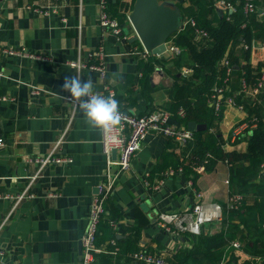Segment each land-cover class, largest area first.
I'll use <instances>...</instances> for the list:
<instances>
[{
	"label": "crops",
	"instance_id": "1",
	"mask_svg": "<svg viewBox=\"0 0 264 264\" xmlns=\"http://www.w3.org/2000/svg\"><path fill=\"white\" fill-rule=\"evenodd\" d=\"M124 1L129 19L136 0ZM63 2L0 0V196L25 190L34 194L16 207L14 200L0 198V264H82L81 237L88 225L92 199L107 171V158L102 131L87 125L79 107L73 112L72 105L62 98L70 94L62 88L65 77L78 74L82 81L90 78L95 92L113 90L120 109L136 115L158 110L170 112L176 88L182 83L167 62L169 52L149 53L165 58L163 64L156 57L144 55L146 51L140 40L131 41L136 32L130 20L121 24L122 35H116L100 23V0ZM158 2L178 8L186 0ZM55 5L62 6L61 13L50 10L45 13ZM178 18L182 23V12ZM100 46L106 52L105 78L97 71L78 69L70 64L76 60L97 62L88 58V52ZM4 47H27L47 59L4 55L1 51ZM142 60L150 65L141 66ZM249 60L254 66L264 64L263 41L254 42ZM30 85L47 92L32 95ZM2 97L13 99L3 101ZM246 117L245 110L226 105L219 122L226 151L248 150L247 140L241 137L245 134L234 137L232 131L234 125ZM60 138H63L62 154L72 157L73 162L46 167L28 187L38 167L26 163L25 158L49 153ZM183 147L163 135L151 133L145 138L131 160L130 169L123 171L116 181L109 198L113 201L111 209L109 199L106 202L105 216L119 217L112 218L118 224L116 228L111 225L114 232L122 238L127 236V228L138 226L140 245L166 259L180 249H198L203 253L202 262L206 263V259L213 257L210 253L219 256L221 252L216 250L225 249L236 240L243 247L237 251L240 262L256 260L251 254L264 251V231L254 242L253 237L252 240L250 236L240 237L247 232L239 224L238 238L230 243L218 244L211 240L198 244L199 239L187 233L170 234L156 223L160 212L183 211L194 205L198 200L196 193L202 194L201 201L219 203L223 208L232 193L231 163L220 160L213 169L190 176L177 166ZM49 193L56 195L48 196ZM239 222L234 220L235 224ZM224 227L223 219L208 222L202 226L201 236L217 234ZM230 228L231 225L227 227ZM109 251L94 256L93 264H106L111 254L117 257L118 252ZM138 262L132 257L125 264ZM112 264L117 263L114 260ZM120 264H124L123 261Z\"/></svg>",
	"mask_w": 264,
	"mask_h": 264
},
{
	"label": "trees",
	"instance_id": "2",
	"mask_svg": "<svg viewBox=\"0 0 264 264\" xmlns=\"http://www.w3.org/2000/svg\"><path fill=\"white\" fill-rule=\"evenodd\" d=\"M224 1L232 5L233 11L222 9L223 15L220 14V8L216 6L215 0H186L179 4L185 26L168 39L181 48V54L170 56L167 62L172 65L175 74H178L182 82L176 88L170 112L184 126H188L190 121L207 125L205 130L194 131L193 139L183 145L181 162L177 166L180 165L184 173L195 176L198 174L195 168L200 165L205 164V169L211 170L218 161H228L233 167L230 179L232 193L244 196L239 209L224 214L225 227L211 236L200 234L197 238L199 239L198 244L209 243L211 240L218 244L230 243L232 239L238 238L237 233L241 230L239 224H242L247 232L246 235L242 234L240 237L249 238L250 236L251 240L253 237L254 242L264 231V87L256 100L241 92L243 79L250 85H254L264 70L263 63L254 66L249 60L254 42H264V0H256V8L252 11L246 10L245 0ZM125 5L124 0H110L108 7L109 14L117 18L122 25L129 23ZM191 19L196 22L195 26L192 25ZM197 28L205 31L206 35L198 38ZM150 57H156L158 62L166 63L165 58ZM224 58L230 61L232 67L229 74L227 66L222 63ZM149 59L148 61L151 60ZM140 65L149 66L150 64L142 60ZM184 67L191 69V73L185 75ZM222 85L226 86L224 97L234 96L239 105H244L247 112L246 119L256 116L259 120L254 130L241 136L248 142L246 152L226 151L223 148L219 122L224 116L226 101L221 100L220 108L217 110L212 98L215 86ZM180 109L185 111L183 117L176 115ZM112 205L113 201L109 199L108 208L111 209ZM113 216H105L101 220L97 245L112 252L115 246L110 241L115 238L119 247L118 255L116 258L112 254L108 255L106 264H112L114 260L117 264L121 261L125 264L131 261L132 253L141 248V229L138 226L127 228V236L119 238L110 224L119 217L115 214ZM235 219L240 222L235 224ZM229 225L231 228L227 229ZM197 251L198 249H180L166 260L170 264H218L225 255V264H264V251L250 253L256 256V260L240 262V257L237 255L239 250L228 245L225 249L221 247L216 250V252H221L219 256L210 253L213 257L206 259V263L202 262L203 253ZM138 263L144 264L140 261Z\"/></svg>",
	"mask_w": 264,
	"mask_h": 264
},
{
	"label": "built area",
	"instance_id": "3",
	"mask_svg": "<svg viewBox=\"0 0 264 264\" xmlns=\"http://www.w3.org/2000/svg\"><path fill=\"white\" fill-rule=\"evenodd\" d=\"M110 0H100V23L109 28L114 34L122 35L123 28L117 18L112 17L108 12ZM256 0H245V8L248 11H252L256 8ZM68 0H64L63 3H67ZM215 4L218 8L223 9L224 11H233L232 5L226 3L224 0H215ZM61 5L51 6V9L47 8L45 13H48L49 10L54 13H61ZM37 12L38 9H35ZM62 21H66L65 18H62ZM192 25H196V22L191 19ZM82 26H79L81 31ZM202 35H206V32L202 29L197 28V37L199 38ZM167 51L170 53V56H177L181 54V48L175 45L172 41L168 40L166 43ZM82 48V46H81ZM2 53L4 55H11L21 58H29L34 60H45L47 56L39 54L36 52H31L27 47L21 48H12L4 47L2 48ZM146 51V50H145ZM149 54L147 51L144 55ZM88 58L95 59L97 62H82L80 60L72 61L70 64L78 69L88 68L93 71H97L102 78L106 76V52L104 47L100 46L90 52H88ZM224 66H227L228 74L231 72L232 67L230 61L227 58H224L222 61ZM183 73L188 75L191 73V69L184 67ZM264 87V70L261 73V76L258 82L254 85H250L245 79L242 80V89L241 92L251 97L253 100L258 98L261 89ZM226 86H215L212 98L216 104V109L220 108V101L225 100L226 105H234L240 110H245L244 105H239L234 96L224 97V91ZM32 95H41L47 90L30 85ZM95 92V91H94ZM103 96H113L115 99V92L113 90H108L107 93L96 92ZM70 94L62 96L64 100L69 102L72 105L73 112L78 108V103L67 99ZM13 98L2 97L1 100L7 101ZM122 120L121 124L113 128L109 132H102V145L103 150L107 158V171L105 177L99 185V191L96 193L92 199L89 214H88V225L86 231L81 237L82 244V264H93L94 256L99 252H107L106 249L97 245V237L99 234V224L101 220L104 219L106 211V202L112 196L114 186L119 175L130 169L131 160L133 156L140 150L142 143L145 138L153 133L158 135H163L174 139L181 146H183L188 140L193 139L194 131L188 129L187 126L182 125L176 121L174 114L166 110L152 111L145 115H136L125 112L121 110ZM176 115L183 117L185 115L184 109H180ZM247 118V117H246ZM243 119L234 125L232 131L234 137L245 134L248 131L254 130L258 126V118L256 116L248 119ZM67 130L63 133L65 135ZM63 138H60L53 146L51 151L45 155L41 156H28L25 158V162L28 164H35L38 169L34 175L31 176L30 184L41 175L44 169L50 165L54 164H69L73 162V158L70 156H65L61 152V143ZM116 151V156L113 155V152ZM207 162V160L205 161ZM205 169V164L200 165L195 168L196 172H201ZM179 171H183L182 168H178ZM169 172H174L170 170ZM55 193H49L48 196H55ZM198 198L197 202L191 207L183 211H173V212H160L156 217V223L166 232L175 235H181L187 233L191 238L197 239L202 232V226L208 222H214L222 220L226 212L239 209L242 204L244 196L239 193H231L227 205L225 208L222 207L219 203H207L201 201L202 194L196 193ZM8 198L14 200L15 207L22 202L24 199L34 197V194L25 190L16 195L5 194L0 196V198ZM200 200V201H199ZM8 216L4 219V224L7 221ZM110 224L112 227L116 228L118 224L115 221H111ZM115 248L112 252L116 253L118 247L116 246L115 239L110 241ZM231 246L237 250L242 249L240 242L234 240L231 242ZM133 259L136 261L143 262L144 264H170L166 258L158 253H153L146 250L145 247L141 246L140 250L132 253ZM226 261L223 258L219 264H225Z\"/></svg>",
	"mask_w": 264,
	"mask_h": 264
},
{
	"label": "water",
	"instance_id": "4",
	"mask_svg": "<svg viewBox=\"0 0 264 264\" xmlns=\"http://www.w3.org/2000/svg\"><path fill=\"white\" fill-rule=\"evenodd\" d=\"M220 14H224L222 9ZM179 15L181 16L179 7L171 8L164 3L160 4L158 0H136L134 9L129 15L131 25L136 32L131 41L140 40L148 53L163 55L167 51L166 43L169 37L185 26L184 21L179 22ZM187 127L192 131H201L205 130L207 125L190 121ZM113 155L116 156V151ZM79 250L82 253V244Z\"/></svg>",
	"mask_w": 264,
	"mask_h": 264
},
{
	"label": "clouds",
	"instance_id": "5",
	"mask_svg": "<svg viewBox=\"0 0 264 264\" xmlns=\"http://www.w3.org/2000/svg\"><path fill=\"white\" fill-rule=\"evenodd\" d=\"M94 87L92 79L82 81L78 74L65 77L62 85L63 90L70 93L65 98L78 103L85 123L106 133L121 124L119 101L111 95L94 92Z\"/></svg>",
	"mask_w": 264,
	"mask_h": 264
}]
</instances>
